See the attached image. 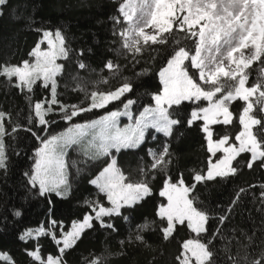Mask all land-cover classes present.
<instances>
[{
    "label": "snow or ice",
    "instance_id": "snow-or-ice-1",
    "mask_svg": "<svg viewBox=\"0 0 264 264\" xmlns=\"http://www.w3.org/2000/svg\"><path fill=\"white\" fill-rule=\"evenodd\" d=\"M7 3L8 0H0V9ZM117 13L112 17V34L119 39V46L114 49L117 56L131 57L138 64L146 52L155 53L151 55L155 60L160 54L156 46L169 45L171 49L157 73L159 89L145 93L154 103L145 106L139 116L131 111L136 101L126 98L133 91L127 77L118 87L101 90L99 85L108 83L106 77L89 81L77 74L71 77L75 82L73 91L82 92L84 101L69 105L58 99L57 78L65 66L57 61L69 59L71 51L60 29H36L41 38L29 53L31 61L0 63V77L25 94L30 107L28 124L35 123L45 133L41 136L31 127L14 123L12 113L0 109V172L6 174L9 168L6 137L14 138L21 129L38 141L31 169L24 175L39 196L49 198V205L53 203L51 196L67 199L71 194L70 168L74 165L67 159L70 149L79 150L85 163L98 166L94 178L88 181L96 190V199L84 201L89 210L82 219L73 221L69 230L51 219L47 227L27 229L19 236L25 243L49 236L57 245L58 254L43 256L37 243L33 249H25L26 255L33 264H68L66 253L75 248L87 230L99 224L117 231L111 218L127 221L124 210L135 208L152 196L151 181L162 173L158 195L163 200L156 207V219L145 218L127 240L119 241L120 251L109 256L125 255L126 244L151 248L146 232L158 231L163 241H169L178 227H183L190 236L180 242L176 264H264V218L259 225L254 222L251 234L244 229L233 228L230 234L224 230L240 194L246 190L241 188L224 214L216 216L202 206L196 192L197 185L235 176L240 171L235 162L242 154H248V169L257 164L264 169V0H120ZM118 25L125 26L117 30ZM45 43L47 47L42 48ZM79 55H84L83 50ZM77 65L80 70L88 68L82 60ZM254 65L258 74L250 83ZM104 69L115 77L120 74L121 65L109 59ZM148 73L145 68L136 76ZM37 85L49 95L33 102L30 94ZM117 101L122 109L108 110V105ZM201 101H206V106ZM236 102L241 104L238 112L232 110ZM185 103L195 105L186 124L192 127L199 122L204 147L210 154L205 169L191 170V182L183 173L173 177L168 171L173 156L168 141L182 123L179 110ZM101 109L105 114L98 119L74 122L85 113ZM52 114H58L69 126L57 133L49 132L56 123L49 119ZM122 116L130 121L124 127L120 126ZM234 121L239 125L234 138L227 133L216 135L215 126H231ZM156 134H162L165 142L159 151L148 149L151 163L139 168L138 179H131L120 166L117 154L140 148L149 137L157 139ZM80 171L77 168V173ZM259 187L261 206L257 211L264 217V184ZM14 215L21 213L17 210ZM213 218L218 225L209 232V220ZM107 259L108 256H94L87 264H106ZM0 262L16 264L7 252H0Z\"/></svg>",
    "mask_w": 264,
    "mask_h": 264
},
{
    "label": "trees",
    "instance_id": "trees-1",
    "mask_svg": "<svg viewBox=\"0 0 264 264\" xmlns=\"http://www.w3.org/2000/svg\"><path fill=\"white\" fill-rule=\"evenodd\" d=\"M120 0H8V3L0 9V63L19 64L23 60H30L31 49L41 38V33L36 29L55 31L60 29L66 40V46L71 50L69 59L60 62L65 66L64 73L59 76L58 99L65 104H80L84 101L82 92L73 91L75 82L72 76L79 74L86 80L95 81L101 77L108 79L107 84H100L101 90L114 89L123 83L127 77L133 85V91L126 94V98L136 101L131 111L134 115L140 114L151 101L146 92H155L159 89L158 71L164 65L165 58L170 52L169 45L156 46L160 54L155 60L146 52L140 63L134 64L131 57L117 56L114 52L119 46V39L113 36L114 21L117 16V8ZM125 25H118L116 29ZM182 36V34H180ZM189 44V41H184ZM42 45V47H44ZM83 50L84 55L79 53ZM112 59L121 65L120 74L113 77L104 64ZM82 60L88 68L78 69L77 61ZM149 69L147 76L137 77L136 73L143 69ZM94 70V71H93ZM258 74V68L254 65L251 70L250 83L254 82ZM35 100L48 97L49 93L39 85L30 94ZM124 99V98H122ZM206 106V101L200 102ZM195 105L185 103L180 107L179 118L182 120L173 137L168 141L173 153L172 163L169 165V173L175 177L183 173L187 182H191L192 169L206 168L208 156L203 134L200 132L199 122L192 127L186 124V118ZM240 102L232 106L234 112L240 110ZM122 109L119 101L108 105V110ZM0 109L11 112L14 123H20L25 128L31 127L39 135L45 133L35 123L29 125L27 117L30 112L25 94L12 87L9 82L0 77ZM105 114V110H93L75 118V123H83L98 118ZM55 120L49 132L56 133L64 130L68 124L60 119L58 114L49 116ZM239 130L238 122L231 126L217 125V136L230 134L233 138ZM152 131V130H150ZM182 133V135H181ZM157 139L150 137L138 149L122 150L118 155V161L122 169L130 174V178H139V168L151 163V157L147 155L148 149L159 151L166 138L162 134H156ZM8 145L9 168L7 173L0 172V252L11 255L16 264H33L26 255L25 249H33L39 243L41 254L57 255V245L49 236H41L38 240H30L25 243L19 236L27 229H37L41 225L47 227L51 219L63 224L64 230H69L75 220L82 219L89 210L85 200L96 199V190L88 181L94 178L98 166L92 162L85 163V157L77 149L68 151V162L74 165L70 168L72 179V191L67 199L51 196L53 203L49 205L48 197H41L36 190L28 184L25 172L30 171L33 164V155L38 141L30 132L21 129L14 138L6 137ZM18 153V154H17ZM248 154H242L235 162L240 171L226 180L217 179L206 184L197 185V194L214 216L224 214L231 205L236 193L241 189L246 191L240 194V199L233 207V211L225 222L224 230L230 234L231 229H244L251 234L253 224L259 225L264 217L257 211L261 205L259 195L264 184V169L254 165L252 169L246 167ZM77 168L81 169L77 173ZM163 174L157 173L156 179L151 181L153 195L132 209H125L124 215L129 219L125 221L121 217L111 218L117 231L104 229L99 224H94L87 230L77 242L74 249L66 253L68 264H87L94 256H108L106 264H176L175 256L179 253V245L184 239L189 238L190 233L183 227H178L174 238L163 241L158 231L144 233L151 248L143 245H125V255H111L120 251L121 240H127L129 233L134 232L136 226L142 224L145 218L154 220L157 205L163 200L159 197V189L162 186ZM256 185V187H251ZM19 211L20 216L14 212ZM108 219V218H105ZM218 220H209V232L215 230ZM59 232V229H57ZM238 234V233H237ZM259 235V234H258ZM219 243V241H217ZM235 250V249H234ZM3 264V262H0Z\"/></svg>",
    "mask_w": 264,
    "mask_h": 264
},
{
    "label": "rangeland",
    "instance_id": "rangeland-1",
    "mask_svg": "<svg viewBox=\"0 0 264 264\" xmlns=\"http://www.w3.org/2000/svg\"><path fill=\"white\" fill-rule=\"evenodd\" d=\"M53 32H55V31H53ZM47 47V45H46V43H45V46L44 47H42V48H46ZM32 60V59H31ZM58 63H61L60 62V60H58L57 61ZM134 115V114H133ZM134 116H139V114L138 115H134ZM99 118V117H98ZM98 118H95V119H98ZM93 120V119H92ZM84 123V122H83ZM130 123V121L128 120V117H126V116H122V117H120V126L121 127H124L125 125H128ZM68 127V126H67ZM63 131V130H62ZM60 132V131H59ZM57 133V132H56ZM215 159V158H214ZM71 227V226H70ZM70 229V228H69Z\"/></svg>",
    "mask_w": 264,
    "mask_h": 264
}]
</instances>
